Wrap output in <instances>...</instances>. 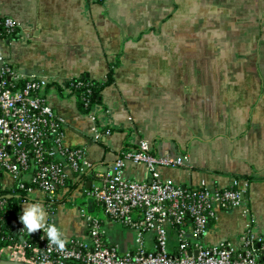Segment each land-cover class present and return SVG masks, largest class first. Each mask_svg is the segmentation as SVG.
Masks as SVG:
<instances>
[{"label":"crops","instance_id":"1","mask_svg":"<svg viewBox=\"0 0 264 264\" xmlns=\"http://www.w3.org/2000/svg\"><path fill=\"white\" fill-rule=\"evenodd\" d=\"M0 12L20 24L16 36L0 40V54L26 77L53 85L48 101L63 120L66 142L85 148L90 168L105 170L145 139L156 155L188 156L185 166L160 168L163 179L185 188L248 183L249 215L219 210L206 244H238L248 222L264 234V0H0ZM114 63L112 82L89 113L54 86L82 75L104 81ZM93 125L111 133L95 142ZM90 168L80 178L86 187ZM67 172L52 208L59 235L87 238L85 208L101 219L106 242L133 250L134 231L75 196L81 184ZM124 176L140 181L148 173L127 162ZM0 185L11 189L16 181L0 173ZM41 193L20 204V217L37 205L46 222Z\"/></svg>","mask_w":264,"mask_h":264},{"label":"built area","instance_id":"2","mask_svg":"<svg viewBox=\"0 0 264 264\" xmlns=\"http://www.w3.org/2000/svg\"><path fill=\"white\" fill-rule=\"evenodd\" d=\"M19 25L0 12V40L16 36ZM52 86L45 78L26 77L0 54V173H9L20 188L27 185L28 196L43 192L49 208L32 253L25 256L22 240L2 248L3 256L30 264H264V234H257L251 222L238 244L203 241L219 210L241 208L249 215L242 197L247 182L233 179L226 187L202 183L185 188L163 179L160 168L185 166L188 156L156 155L145 139L123 150L105 170L90 168L85 148L66 142L63 120L48 101ZM64 92L69 94L70 89ZM91 133L95 142H101L111 132L93 125ZM127 162L145 165L148 178L137 181L125 177ZM84 168L91 171L89 187L80 180ZM68 170L81 184L75 196L91 199L102 206L107 218L134 231L133 250L121 252L118 244L106 242L101 219L85 208L80 209V216L87 238L59 235L56 241L52 208L70 178ZM169 227L174 229L172 237Z\"/></svg>","mask_w":264,"mask_h":264},{"label":"trees","instance_id":"3","mask_svg":"<svg viewBox=\"0 0 264 264\" xmlns=\"http://www.w3.org/2000/svg\"><path fill=\"white\" fill-rule=\"evenodd\" d=\"M93 1L103 3L106 0ZM116 62L118 63V60ZM117 63L111 66L104 81L82 75L61 84L57 83L56 87L61 93L67 88L70 89L69 95L76 99L79 110L83 113H89L93 105L98 102L101 90L112 82L113 67ZM26 187L27 185L20 188L17 184L11 189L0 187V202H3L0 208V217H2L0 220V247L14 246L24 240L25 256H29L32 253L31 248L38 242L39 231L30 232L20 220V204L29 198ZM45 202L48 203L47 200ZM56 203L57 200L54 201V204Z\"/></svg>","mask_w":264,"mask_h":264},{"label":"clouds","instance_id":"4","mask_svg":"<svg viewBox=\"0 0 264 264\" xmlns=\"http://www.w3.org/2000/svg\"><path fill=\"white\" fill-rule=\"evenodd\" d=\"M20 219L30 232L39 230L43 226L41 210L37 205H29ZM52 232L55 234L56 241L59 242V233L55 229H52Z\"/></svg>","mask_w":264,"mask_h":264},{"label":"water","instance_id":"5","mask_svg":"<svg viewBox=\"0 0 264 264\" xmlns=\"http://www.w3.org/2000/svg\"><path fill=\"white\" fill-rule=\"evenodd\" d=\"M244 197V194L242 195ZM1 247H0V264H30L25 261H20V260H14V259H9L6 257H2L1 255Z\"/></svg>","mask_w":264,"mask_h":264},{"label":"rangeland","instance_id":"6","mask_svg":"<svg viewBox=\"0 0 264 264\" xmlns=\"http://www.w3.org/2000/svg\"><path fill=\"white\" fill-rule=\"evenodd\" d=\"M36 194H37V196H38V198H40V199H42V197H40L41 195H42V193L41 192H36ZM2 255V254H1ZM5 257H6V255H4ZM3 255H2V257H4ZM6 258H10V259H15L16 257H6Z\"/></svg>","mask_w":264,"mask_h":264}]
</instances>
